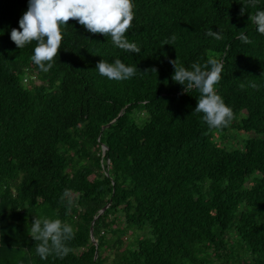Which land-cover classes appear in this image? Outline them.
I'll use <instances>...</instances> for the list:
<instances>
[{
	"label": "trees",
	"instance_id": "1",
	"mask_svg": "<svg viewBox=\"0 0 264 264\" xmlns=\"http://www.w3.org/2000/svg\"><path fill=\"white\" fill-rule=\"evenodd\" d=\"M134 5L125 35L139 53L69 18L43 72L35 41L10 38L28 0H0V264H264V0ZM116 58L136 74L101 76L97 62ZM176 58L221 63L228 126L194 111L200 92L172 79ZM230 136L242 140L228 148ZM36 216L73 226L67 255L36 253Z\"/></svg>",
	"mask_w": 264,
	"mask_h": 264
},
{
	"label": "clouds",
	"instance_id": "2",
	"mask_svg": "<svg viewBox=\"0 0 264 264\" xmlns=\"http://www.w3.org/2000/svg\"><path fill=\"white\" fill-rule=\"evenodd\" d=\"M134 7V0H28L27 10L19 18V28L11 29L10 38L21 49L35 41L30 59L43 72H48L53 66L54 58L62 47V28L67 25L69 18L75 19L89 32L110 37L116 47L139 53L140 47L135 42H129L125 35L132 27ZM253 21L257 31L264 34V11H258ZM207 34L219 40L221 29L214 31L210 28ZM240 39L247 41L248 37L241 34ZM171 63L175 68L172 79L184 86L183 91L193 88L199 90L194 111L202 113V120L209 127L228 126L234 118L233 109L215 90V85L222 79L221 63L215 58H209L204 66L193 62L190 67H186L177 58ZM95 68L109 80H126L136 74L135 66L119 58L112 62L101 59ZM65 198L71 202V194L67 189L61 199ZM29 232L40 242L36 253L41 259L52 254L63 257L70 251L68 241L73 238L74 229L60 218L36 216Z\"/></svg>",
	"mask_w": 264,
	"mask_h": 264
},
{
	"label": "rangeland",
	"instance_id": "3",
	"mask_svg": "<svg viewBox=\"0 0 264 264\" xmlns=\"http://www.w3.org/2000/svg\"><path fill=\"white\" fill-rule=\"evenodd\" d=\"M242 139H239L237 137L234 138L233 137H229L227 138L226 141H224V144L228 147V148H233L237 146V143L240 142ZM128 237V238H127ZM130 237L128 235L125 236V239L128 240Z\"/></svg>",
	"mask_w": 264,
	"mask_h": 264
},
{
	"label": "water",
	"instance_id": "4",
	"mask_svg": "<svg viewBox=\"0 0 264 264\" xmlns=\"http://www.w3.org/2000/svg\"><path fill=\"white\" fill-rule=\"evenodd\" d=\"M107 125H109V124H107ZM105 151H106V146L103 145V153H105ZM108 205H109V203H108L104 208H106ZM102 210H104V209H102ZM90 232H91V237H92V239L95 240V237H94V221H93L92 224H91ZM96 256H97V252H96V254H95V257H96Z\"/></svg>",
	"mask_w": 264,
	"mask_h": 264
}]
</instances>
